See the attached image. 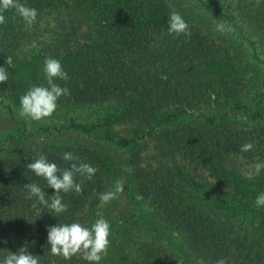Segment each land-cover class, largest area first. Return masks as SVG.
<instances>
[{"label":"trees","instance_id":"obj_1","mask_svg":"<svg viewBox=\"0 0 264 264\" xmlns=\"http://www.w3.org/2000/svg\"><path fill=\"white\" fill-rule=\"evenodd\" d=\"M19 2L35 8L38 15L27 26L11 9L3 13L6 21L0 24V67L8 71V82L0 83V120L7 124L0 134V264L10 252L24 250L38 256L39 264H92L80 255L67 260L53 255L47 229L73 222L90 228L104 206L100 194L109 192L112 183L114 190L121 179L119 195L127 203L129 220L120 218L117 204L112 206L111 230L116 229L100 264H191L188 258L201 264H216L219 259L227 264H264V207L255 205L257 195L264 192V172L248 178L226 164L229 156L264 161V106L232 94L249 85L244 63L234 61L225 44L192 22L186 21L190 35L170 34L173 9L167 0ZM238 7L252 24L264 26V0L259 5L257 0H240ZM7 57L12 58L11 66ZM48 57L58 59L69 77L55 80L70 90L57 103L96 109L93 122L71 120L57 133H95L115 151L130 149L127 160L113 159L85 144L56 145L29 136L36 128L18 117L20 97L33 86H47L43 67ZM223 89L232 90L228 110L183 125L178 129L181 140L179 136L173 144L176 151L184 150L209 167L214 183L195 182L178 167L172 170L161 163L174 149L156 148L165 152L156 164L141 155L153 135L173 133L172 121L209 106L212 96L217 102ZM121 123L130 128L129 138L112 133ZM245 143H252L253 149L242 152ZM65 152L97 172L90 180L76 175L82 194L61 192L69 207L57 215L36 197L27 199L28 183L41 187L46 198L55 190L26 166L44 155L61 169L68 168L72 162L62 159ZM146 205L160 225L182 240L179 252L157 242L138 219L129 222ZM130 211L135 212L132 217Z\"/></svg>","mask_w":264,"mask_h":264},{"label":"rangeland","instance_id":"obj_2","mask_svg":"<svg viewBox=\"0 0 264 264\" xmlns=\"http://www.w3.org/2000/svg\"><path fill=\"white\" fill-rule=\"evenodd\" d=\"M171 5L173 11L179 12L185 21L192 22L198 27L202 28L205 32L210 33L218 41L225 44L230 51L233 52L234 61L244 63L249 72V85L240 93H232V90L226 91L223 89L221 98L215 101L212 96L210 99V105L207 107H198L190 112V114L183 115L176 122L172 121V125L168 134L153 135L148 141L147 145L141 148V155L147 156V161L150 164H156L161 160L162 155L165 153H159L156 148H167L174 149L173 155H168L167 158H163L161 163L169 164L172 170L174 167H178L180 172H186L187 175L195 182H213L214 179L211 177L210 169L207 166L201 165L199 162L191 159L186 152L176 151V147L173 146L175 139L183 136L182 131L178 129L182 128L183 125L189 123L197 124L202 115L211 117L217 113L227 111L229 105L233 102V98L230 97L232 94L235 98L243 99V101L257 106H264V26L252 24L244 16L240 10V0H167ZM223 24V31L217 29V25ZM233 60V59H232ZM242 101V100H241ZM58 104V103H57ZM96 109H83L77 107H67L58 104L56 111L47 118L39 121L24 118L26 122L36 128L34 134L29 136H39L41 138L49 140L48 142H55L56 145L65 143H77L88 145L92 149L100 150L107 155H110L113 159L119 158V161L127 160L130 149L128 150H113L110 145L101 143V137H98L95 133L90 135H81L79 133L62 134L57 133V130H61V126H68L70 121L74 123H89L94 121ZM11 118L8 116L7 120ZM233 118V116H232ZM15 119V118H13ZM239 119V118H238ZM241 119V118H240ZM243 120V119H241ZM13 124V122H12ZM5 127L7 124L0 120V134H4ZM156 128V127H155ZM154 128V129H155ZM153 129V130H154ZM158 130V128H156ZM130 128L126 124H118L113 127L112 133L115 136L122 138L130 137ZM187 137V136H185ZM176 146V145H175ZM100 148V149H99ZM176 163V164H174ZM226 164L233 166L246 174L248 178L256 177L254 163L250 162L249 159L236 156L227 158ZM264 172V169H262ZM183 184V183H182ZM113 183L110 186L109 191L113 190ZM118 205L117 209L120 210V218L129 220L127 203L122 200L121 195L118 194L116 199H113L108 204L102 207L101 213L103 218L106 219L110 225H115V220L112 216V206ZM126 206V207H125ZM142 213L137 211V217L130 219L129 222H134L138 219L142 229L151 232V237L157 238V242L168 244L170 248L179 252L183 242L178 236L173 233L172 229H166L159 222H161L155 215L154 210L149 206H142ZM135 212L130 211V217ZM154 226L156 227L154 229ZM114 229L111 231L114 232ZM149 239V238H148ZM187 258V256L184 254ZM191 264H201L193 258H188Z\"/></svg>","mask_w":264,"mask_h":264},{"label":"clouds","instance_id":"obj_3","mask_svg":"<svg viewBox=\"0 0 264 264\" xmlns=\"http://www.w3.org/2000/svg\"><path fill=\"white\" fill-rule=\"evenodd\" d=\"M260 0H257L259 5ZM171 7V5H169ZM14 9L16 13L23 19L27 26H31L38 15L35 8L26 6L19 0H0V24L6 21L3 14L7 10ZM223 24L217 25V29L223 31ZM168 31L170 34L190 35L189 25L183 19L179 12L173 11L168 18ZM6 64L11 66L12 58L7 57ZM43 72L47 86H33L26 94L20 97L19 118H29L39 121L50 117L57 109V101L61 96L70 95V90L61 87L55 80H67L68 74L65 72L61 62L58 59L48 57L44 60ZM8 82V71L5 67H0V83ZM254 145L245 143L241 146V151H250ZM62 159L66 162H72L68 168L61 169L56 163L49 162L46 156L40 155L33 163L27 164V168L31 170L37 177L46 180L48 187L55 190V194L46 198V194L41 187L35 183L25 184L24 187L28 191L27 199L36 197L39 204L50 208L57 215L66 212L68 204L64 203L60 193H68L74 191L76 194H82L83 188L80 183L76 182V175L79 174L86 179H92L97 169L88 163H76L78 157L73 156L70 152H65ZM254 163L255 174L259 175L264 169V161L256 158ZM125 171H131L126 168ZM123 179L117 180L114 191L100 194L101 206L108 204L116 199L118 194L123 192ZM50 200V202H49ZM257 207H264V192L257 195L255 200ZM98 219L89 228L78 222L71 224H60L51 226L47 229V242L53 255L62 256L64 259H71L73 256L80 255L86 261L92 264H100V261L107 255L110 245L111 225L103 218L102 214L97 213ZM3 264H39V257L29 253L27 250L10 252L4 260ZM216 264H227L226 259H219Z\"/></svg>","mask_w":264,"mask_h":264}]
</instances>
